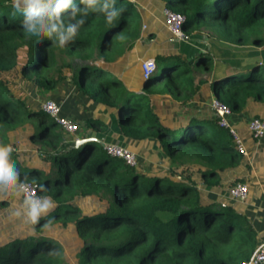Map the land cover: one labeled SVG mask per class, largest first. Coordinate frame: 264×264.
<instances>
[{"label":"trees","instance_id":"obj_1","mask_svg":"<svg viewBox=\"0 0 264 264\" xmlns=\"http://www.w3.org/2000/svg\"><path fill=\"white\" fill-rule=\"evenodd\" d=\"M73 6L81 10L75 18H71ZM165 8L184 18L185 32L204 22L217 25L230 37L231 45L264 46V0H166ZM109 13L115 16L108 29L118 31L130 28L131 16L138 18L135 6L127 0H96L91 6L72 0L61 13L60 31L67 35L68 27L76 26V33L61 45L60 33L51 32L53 21L47 15L43 27L37 25L28 33L22 24L25 17L15 12L12 0H0V146H11V138L27 137L31 144L41 145L37 158L51 160L57 169L47 173L10 153L9 163L18 173L16 185L35 184L42 198L55 206L32 224L26 215L13 216L9 201L0 198V264H247L260 245V235L239 211L240 204L220 203L225 190L240 183L249 185L240 175L249 168L246 157L237 151L229 133L217 126L213 112L209 119L193 114L165 119L148 96L125 88L127 93L119 94L122 82L95 64L97 59L115 58L107 59L112 46L108 32L98 47L94 43L93 29L108 24ZM128 36L127 43L135 41L139 26ZM78 51L75 58L80 63L75 66L61 60L62 55ZM210 64L209 55L197 58V66ZM243 65L240 72L215 76L208 86L214 98L235 114L253 105L264 106L262 59L253 51L252 60ZM13 71H19L43 95L68 80L66 74L71 71L77 90L115 111L125 138L157 142L166 159L165 171L141 174L106 153L93 157L94 141L75 147L90 138L82 135L72 140L54 119L14 95L2 78ZM153 79L149 76L145 81ZM95 80L99 83L96 90L92 87ZM190 80L170 84L166 94L177 99V92ZM84 129L104 132L107 126L89 119ZM74 149L77 153L71 164L68 153ZM152 158L158 159L153 151Z\"/></svg>","mask_w":264,"mask_h":264},{"label":"crops","instance_id":"obj_2","mask_svg":"<svg viewBox=\"0 0 264 264\" xmlns=\"http://www.w3.org/2000/svg\"><path fill=\"white\" fill-rule=\"evenodd\" d=\"M127 1L131 2L135 8L138 9L137 12L140 17L139 37L135 41L127 43L125 53L123 51L120 55H117L109 62L103 59H97L95 64L105 67L121 82H123V78L126 76L127 72L131 68V65L133 64L132 68L135 71V76L134 78L131 77L128 82L123 84L124 88L128 92L148 96L151 100L153 108L161 113L162 118H172V120H176L185 114H193L195 116L209 119L210 114L212 113L210 102L214 98L208 87L210 82L217 75H220L221 77L235 72H240L244 66L243 63L250 59V56H252L253 52L250 51V53H247L241 60L232 61L233 63L237 62V66H232V62H229L230 58L228 52L233 50L234 47L236 48L239 46H229V50H227L228 56L223 65L225 67L221 70H215L213 75H200V73H197V71L194 70L193 79L190 80L185 89H181L179 92H177V99H173L166 93L162 94L148 90L145 91V89L149 88L147 86L151 81L158 78L157 76H161L162 73H165V70L167 71V66L171 65L172 57H176L181 62L185 63L193 62L194 60L197 61V58L201 55H208L212 38H210L206 32H195L192 36L188 35L189 38L186 41L177 40L164 26L163 9L165 8V3L162 0ZM149 60H153L156 63L157 69V63L159 64L162 61L163 64L161 65L162 67L159 74L157 73L156 69V71L151 75L154 77L153 80L145 81V78H142V90L138 87V84L141 86L140 77L143 75L141 74V64L144 61ZM164 66L165 70L163 71ZM186 72L189 73L190 71L187 70ZM166 76L168 77L169 74ZM66 82L68 83L69 80L60 82L57 84L54 91L49 94H45L42 97L43 100L36 108H33V106H31L26 99L25 101L29 107L40 110L41 104L46 100H52L57 103L61 107V115L63 117L71 119L76 124H81V126L78 127V132L76 134L68 135L72 140L79 138L82 135H86L90 139H96L97 141L110 144L112 140L108 135H105L107 132L120 131L122 134V131L118 125L116 113L112 108L94 103L89 98L85 97L79 90H77L73 84L70 86ZM255 116L260 118L264 116V106L253 105L241 113H232L228 118V122L240 133V135L244 134V137H246L249 135L247 131V125L252 118H255ZM89 119L104 122L107 126L106 131L102 132L99 130L96 131V129L94 131L91 129H84V125ZM244 137L243 139L248 153L246 156V162L249 165V168L243 170L240 175H242V177L247 180V183L249 182L247 199L243 202L231 199L228 189L221 194L220 198L224 201H220V203L221 205H225L226 202H229V204L232 205L240 204L238 205L240 206L238 208L239 211L252 222L254 228L260 235L261 244L264 242V138L256 141L252 138L246 139ZM127 140L132 141L130 139ZM10 145H18L16 148L18 151H21V154H18L21 162L29 163V165L35 164L41 167L36 156V150L38 147L36 149L35 145L33 146L27 137L20 136L19 138H11ZM145 145L146 148L150 149L151 156L152 151H155L154 146L158 147L157 142L154 140L145 142ZM12 148H14L16 151L15 147ZM161 171H165L164 168ZM161 171L151 169L148 172ZM16 195L19 198L18 201L20 203L22 202L24 205V201L16 184L11 188L0 189V198L6 199L12 204V201L15 200ZM9 208L12 211H16L14 208H12V206H9ZM11 214L14 215L13 212H11Z\"/></svg>","mask_w":264,"mask_h":264},{"label":"rangeland","instance_id":"obj_3","mask_svg":"<svg viewBox=\"0 0 264 264\" xmlns=\"http://www.w3.org/2000/svg\"><path fill=\"white\" fill-rule=\"evenodd\" d=\"M164 3L166 0H162ZM138 9H136L137 11ZM138 13V12H137ZM136 17V16H135ZM114 18V17H113ZM106 22V21H105ZM130 22V28L128 30H121L118 31L116 28H110L111 25H109V23H105L103 25H101L99 28H97L96 31L95 28L93 29V32L95 34L94 37V43L95 45L98 47L100 44V41L103 39V34H105V32H108L107 34L110 36L111 38V42H112V46H111V50H108L106 55L108 56V60H111L113 57H116L117 55H120L123 51L125 53L126 50V45H127V41L128 40V34L130 32V30L132 28H136V27H140V17L138 15V18H134L133 16L130 17L129 19ZM185 32V31H184ZM195 32H206L210 38H212L211 41V45L209 46V57L211 58V64L209 65V67H205V66H197V61L194 60L193 62H181L178 58L176 57H172L171 58V70H167L166 75L169 74V76H165L162 77L161 76H157L158 78L154 79L153 81H151L147 87H149L148 91L151 92H159V93H168L169 92V88H170V84H180L184 83L187 81V79H193L194 74L193 71H197V73H200V75H205V74H214L215 70H221L222 68H224V61L226 60L228 53H229V62L231 63L232 61H238L241 60L242 58H244V56L247 53L256 51L258 53V56L262 59L263 63H264V46L263 47H251V46H244V47H232L233 50H230L229 52L227 50H229V46H231V44L229 43V39L230 37H228L227 35L224 34L223 31H221L217 25H208L204 22H200L199 24H194L192 27H190L189 29L186 30V34L189 36H192ZM215 34V35H211V34ZM261 35L264 37V28L261 31ZM100 36V37H99ZM228 41V42H227ZM239 48V49H238ZM231 49V47H230ZM253 50V51H252ZM95 51V50H94ZM80 51H78L76 54L71 55V56H67V55H62V61H64V59L66 61H68L70 64H73L74 66L78 63H80L79 59H76L75 57H78V55ZM90 51L85 52L86 54H88ZM97 52V51H95ZM228 52V53H227ZM56 54L57 51H55ZM83 54V53H82ZM81 54V55H82ZM24 54H21V57H23ZM95 58H97L96 56H94ZM252 56H250L249 60H246V62H249L252 60L251 58ZM74 59V60H73ZM159 62V59H158ZM161 63V64H160ZM158 65V69H157V73H160L161 70V65L163 64V62L161 61ZM179 63V64H177ZM226 63V62H225ZM237 63V62H236ZM236 63L232 62V66H237ZM217 64V65H216ZM133 64L131 65L130 70L127 72L126 76L123 78V82L122 84L126 83L129 81V79L132 77L134 78L135 76V71L132 68ZM176 67V68H175ZM186 70H189L190 72L187 73ZM170 71H171V76H170ZM71 71L67 72L66 76L69 80V82L67 84H69L70 86L72 85L71 83ZM237 73V72H235ZM112 74V73H111ZM214 77V76H213ZM2 78H4L5 80H7L10 84L11 87V91L13 92V94H16V96H19L21 98H24V100L26 99L31 106H33V108H36L37 106H39L40 102L43 100L42 97L44 96L43 94H41L37 87L31 83L30 81H27L26 79H24L19 71H13L11 73H4L2 75ZM138 78V77H137ZM141 78V86L138 84V87L141 88L143 90V81H142V76ZM98 81V79H97ZM97 81H93L92 82V87L94 90L97 89L99 83H97ZM68 86V87H70ZM125 92V89L123 87V85L119 88V94L120 92ZM127 93V92H125ZM120 98V97H119ZM117 99H116V103H117ZM262 112V111H259ZM264 117V116H263ZM261 117V118H263ZM260 118V117H259ZM254 119V118H252ZM129 122H131V118H128ZM32 124V122H31ZM132 123H130L129 125L131 126ZM79 127L81 126V124H77ZM80 131V130H79ZM120 132V131H119ZM107 132L105 135L109 136V138L112 140L110 145L125 150V151H129L131 153H133L135 155V164L133 166V168H135L136 170H138L139 173H145L150 171L151 169L156 170V171H161L164 167V163L166 162V159L164 158V156L161 155V151L159 150V148L157 146H154V150L153 152H155L158 156V159H152L151 156V152L149 148H146L145 143L142 144H137L136 142L133 141H128L127 139H125L121 132ZM109 133V134H108ZM244 137V134H241ZM246 139H251V137L248 135L246 137H244ZM171 141V140H170ZM30 142V141H29ZM35 145V148L37 149L40 148L39 146V142H34L33 146ZM18 145H13L10 146L12 147H17ZM13 150L11 152H13L14 154L18 155L21 154V151H18L16 148V151H14V148H12ZM77 153V150H71L68 155L71 157V164L74 160V157ZM93 157H105L106 154L103 150L102 144L100 143V141H94L93 142V151H92ZM250 155V154H249ZM250 157V156H249ZM51 160H40L38 159V163H40L41 167L47 172V173H52L53 171H57L55 164L51 163ZM155 168V169H154ZM155 172H153L154 174ZM140 179H145L144 177H140ZM11 196V195H10ZM15 197V196H14ZM18 196L16 195L15 200H13V204L9 202L10 206H12V208H14V210L16 211H12L13 214L15 215V217L18 219L19 216L20 218H22V216L26 215V209L25 206L22 204V202L20 203ZM1 214L3 213L2 211H0ZM19 215H16V214ZM13 215V216H14ZM21 219H19V223H21L22 221H20Z\"/></svg>","mask_w":264,"mask_h":264},{"label":"built area","instance_id":"obj_4","mask_svg":"<svg viewBox=\"0 0 264 264\" xmlns=\"http://www.w3.org/2000/svg\"><path fill=\"white\" fill-rule=\"evenodd\" d=\"M164 26L170 34L177 40L186 41L188 35L184 32V18L167 8L163 9ZM157 69L156 63L153 60L144 61L141 64L143 77L146 79L151 76ZM210 108L214 115L218 118L217 126L226 130L232 138L233 144L237 151L244 155H248L245 142L240 133L228 122L231 110L221 101L213 98L210 102ZM41 110L50 116L60 126V128L68 135H74L78 132V125L69 118L61 115V107L52 100H46L41 104ZM247 131L253 140L259 141L264 138V118L251 119L247 125ZM104 152L112 158L122 159L127 165L133 167L135 164V155L129 151L116 148L110 144L100 142ZM12 149V148H11ZM13 150V149H12ZM17 188L22 196L23 201L29 196L33 199H40L43 202L42 196L39 194L37 186L31 182H23L17 185ZM34 195V196H33ZM229 196L233 200L243 202L248 196V186L246 184H237L229 190ZM225 206V205H222ZM247 264H264V242H262L252 254L250 261Z\"/></svg>","mask_w":264,"mask_h":264},{"label":"clouds","instance_id":"obj_5","mask_svg":"<svg viewBox=\"0 0 264 264\" xmlns=\"http://www.w3.org/2000/svg\"><path fill=\"white\" fill-rule=\"evenodd\" d=\"M81 2L91 6L96 0H81ZM70 5H72V0H12V7L15 12L22 13L25 17L22 24L26 26L28 33H32L37 25L43 27L44 17L47 15L49 21H53L51 32L60 33L59 40L61 45L66 39L76 33V26H69L67 35L60 31L63 26L61 13L65 12ZM107 7L108 5L105 4L104 9L106 10ZM78 11L81 10L73 6L71 18H75ZM114 16L115 13H109L107 15V22L111 23ZM78 23L82 24L83 20L78 21ZM51 32L48 33L49 36H51ZM11 151L10 146H0V189L13 187L18 178L17 170L9 163ZM24 205L26 209V221L32 224L37 223L38 218L42 214H46L55 206L49 198H44L43 202H41L40 199H33L32 196L25 199ZM16 215L19 214L17 213Z\"/></svg>","mask_w":264,"mask_h":264},{"label":"water","instance_id":"obj_6","mask_svg":"<svg viewBox=\"0 0 264 264\" xmlns=\"http://www.w3.org/2000/svg\"><path fill=\"white\" fill-rule=\"evenodd\" d=\"M87 141H97L96 139H87V140H82V141H78L76 143L75 147H79L80 145H83L84 143H86Z\"/></svg>","mask_w":264,"mask_h":264}]
</instances>
